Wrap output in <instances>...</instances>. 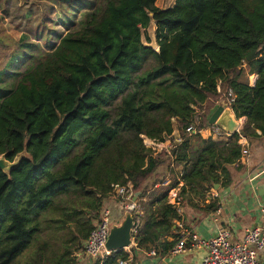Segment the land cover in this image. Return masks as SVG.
Masks as SVG:
<instances>
[{
	"label": "trees",
	"instance_id": "1",
	"mask_svg": "<svg viewBox=\"0 0 264 264\" xmlns=\"http://www.w3.org/2000/svg\"><path fill=\"white\" fill-rule=\"evenodd\" d=\"M48 1L65 19L79 6ZM156 3L102 0L49 52L26 35L16 42L26 58L0 75V157L26 155L9 174L0 170V264H15L32 245L26 264H78L117 185H131L145 199L138 247L168 254L182 220L168 194L179 182L150 191L167 156L154 155L142 136L162 141L179 132L174 157L186 164L181 196L192 206L206 203L215 186L230 185L231 167L242 157L239 134L201 136L211 128L210 110L230 90L235 116L248 119L241 135H264V0H176L168 10ZM153 24L158 51L144 43ZM149 60L155 66L146 70ZM251 75L258 76L255 87ZM198 120L201 133L188 138ZM208 209L218 211V200ZM47 230L61 232L64 244L50 250L41 239ZM128 258L112 252L93 264Z\"/></svg>",
	"mask_w": 264,
	"mask_h": 264
},
{
	"label": "crops",
	"instance_id": "2",
	"mask_svg": "<svg viewBox=\"0 0 264 264\" xmlns=\"http://www.w3.org/2000/svg\"><path fill=\"white\" fill-rule=\"evenodd\" d=\"M14 1L18 7V11L24 10L27 5L30 7L36 6L37 3L43 4L47 2L46 0H32L29 2L28 0ZM10 7V0H0V16L2 12L7 11ZM24 35L22 34L19 40ZM1 41L2 39L0 38V43ZM248 77L250 86L255 87L258 76L251 75ZM238 121L240 123L239 133L241 134L248 119L244 117L238 119ZM212 129L214 130L215 126L211 125L209 130L203 131L201 134L202 138L207 140L213 137ZM176 133L179 132L176 131ZM258 135L260 137L253 140H249L241 135L242 139H240L247 145L249 154L239 164L237 163L231 167L232 183L230 185H217L216 188L214 187L208 193L210 199L206 203L197 201L198 203L192 206H186L184 203L183 224L185 228L195 233L199 238L211 240L218 236L222 229H226L231 233V242L240 243L248 230L261 226V208L264 205V135L259 131ZM166 160L169 162V169L162 166L156 176L149 180L148 185L150 187L157 180L155 187L150 191L172 187L176 181L178 182L180 174L183 173L186 166L185 163L176 162L174 167H172V159L167 156ZM165 168L168 169L167 173L166 170L164 171ZM161 174L163 176L159 179L158 177ZM212 195L218 198L219 215L215 209L207 210V206L215 201ZM144 200L138 197L137 202L140 204ZM103 205V212H109L115 220L121 219L127 211V202L115 194L105 199ZM144 225L145 223L141 222V228ZM172 232L176 235V222ZM133 238L136 240L135 244L124 250L129 256L130 264H202L207 253L202 248H190L179 254H171V252L162 254L160 250L157 251L152 245L139 248L136 235ZM168 241L172 242L173 239L170 237ZM258 257L261 262H264V251L259 252ZM78 260L80 261L79 264L94 263V260L86 255L79 256Z\"/></svg>",
	"mask_w": 264,
	"mask_h": 264
},
{
	"label": "built area",
	"instance_id": "3",
	"mask_svg": "<svg viewBox=\"0 0 264 264\" xmlns=\"http://www.w3.org/2000/svg\"><path fill=\"white\" fill-rule=\"evenodd\" d=\"M227 101L232 108V104L235 102V95L231 90L228 93ZM176 131L172 135L166 136L162 141L142 136L144 145L146 148L150 149L154 155L166 154V156L172 159V167H174L176 163L174 151L183 143L181 135L176 133ZM212 132L215 136L222 139L233 136L218 127H215L214 130L212 129ZM198 133L200 134L201 131L198 130L197 123L192 124L186 129V136L188 138ZM236 134H239L242 139L239 131ZM241 139L239 140V144L243 147V151L238 164L249 154L247 145ZM182 176L183 173L179 176V183L171 188L168 194V204L177 210L181 218L184 216V201L181 196L183 187ZM114 194L126 201L127 210L135 215L133 234L134 236L137 235L142 222L138 217L141 214V207L137 201L133 202L136 196L133 187L131 185H117L114 188ZM212 198L218 199L217 196L214 195H212ZM217 214H220V209L217 211ZM261 217V226L248 230L240 243L231 242V233L226 229H222L218 236L211 240L201 239L195 233L185 228L182 220H178L176 221L177 245L171 251V254L183 253L190 248H202L207 252L202 264H264L258 257V253L264 251V205L261 208ZM114 221L115 219H113L109 212H102L100 219L95 223V229L85 243L84 252L76 255L77 258L81 255H86L94 260H102L110 256L112 252L106 250V245ZM152 254H154V252H152ZM118 264H130V261L128 259L126 261H120Z\"/></svg>",
	"mask_w": 264,
	"mask_h": 264
},
{
	"label": "rangeland",
	"instance_id": "4",
	"mask_svg": "<svg viewBox=\"0 0 264 264\" xmlns=\"http://www.w3.org/2000/svg\"><path fill=\"white\" fill-rule=\"evenodd\" d=\"M32 1V0H28ZM176 0H157V7L162 10H168L175 6ZM11 7L2 12L0 16V38L3 44H0V75L4 72L13 71L14 66L17 67V63H21L26 58L25 50H19L16 41L19 40L21 35L26 34L30 41H34L40 44L43 52H49L59 43V39L67 31L80 29L82 24L87 18V14L98 8L103 7L102 0H74L73 5L77 7H71L72 16L65 19V16L61 13V9L57 4H53L47 0L46 3L36 4V6H26L24 10L18 11V7L14 0H10ZM14 5V6H13ZM6 9V8H5ZM13 37V38H12ZM150 38V41L147 38ZM144 43L147 46L157 48L156 40V27L155 24L146 32L144 37ZM3 45V46H2ZM5 46L7 48H5ZM158 49H156L157 51ZM18 52L16 58L12 59L14 53ZM155 66L153 60H149L145 69L150 70ZM199 125V120L197 121ZM87 132H83L79 135V139H83L87 136ZM194 139V138H192ZM194 147L199 146L196 140H193ZM23 154L22 156H25ZM20 156L19 158L21 159ZM166 160V159H164ZM164 167L169 169V162L166 160ZM165 168L166 173L168 169ZM163 174L159 175L161 179ZM41 239L48 243L49 249H56L61 247L65 242V236L61 232H54L47 230L41 234ZM35 246H31L17 261V264H26V259L32 255V249ZM15 263V264H16ZM79 264L80 261L78 260Z\"/></svg>",
	"mask_w": 264,
	"mask_h": 264
},
{
	"label": "water",
	"instance_id": "5",
	"mask_svg": "<svg viewBox=\"0 0 264 264\" xmlns=\"http://www.w3.org/2000/svg\"><path fill=\"white\" fill-rule=\"evenodd\" d=\"M151 48L154 49L155 47ZM156 49H158V46ZM207 119L210 125L218 127L228 134L234 135L239 131L240 123L227 100L217 103L210 110ZM20 160L18 157L14 162H9L2 156L0 157V170L9 174L18 165ZM138 197H140L139 193L136 194L133 202H136ZM134 223L135 218L133 213L128 210L121 219L114 221L106 245L108 252H121L135 244L136 240L133 238Z\"/></svg>",
	"mask_w": 264,
	"mask_h": 264
}]
</instances>
